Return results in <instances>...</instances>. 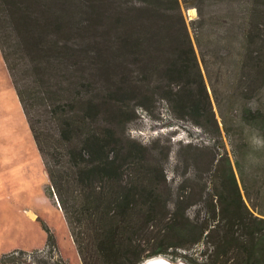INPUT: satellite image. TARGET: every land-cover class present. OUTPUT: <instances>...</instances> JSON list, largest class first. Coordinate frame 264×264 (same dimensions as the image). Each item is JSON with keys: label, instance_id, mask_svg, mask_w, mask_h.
<instances>
[{"label": "trees", "instance_id": "1", "mask_svg": "<svg viewBox=\"0 0 264 264\" xmlns=\"http://www.w3.org/2000/svg\"><path fill=\"white\" fill-rule=\"evenodd\" d=\"M222 1L226 21L219 22L206 0H182L198 9L193 40L180 0H0V50L43 158L49 196L83 264H143L200 244V257H180L264 264V105L256 103L264 85V0L237 3L239 31L228 20L236 0ZM223 65L237 96L221 91ZM58 66L70 78L66 85L50 80ZM98 71L108 83L103 96L95 91ZM157 96L176 118L229 142L231 155L223 146L212 158L214 178L204 181L200 171L199 189L173 192L162 165L169 150L153 163L126 135L137 106L149 108ZM43 105L58 139L42 131ZM197 157L190 165L208 164ZM45 229V248L56 247ZM8 256L3 263H16Z\"/></svg>", "mask_w": 264, "mask_h": 264}, {"label": "rangeland", "instance_id": "2", "mask_svg": "<svg viewBox=\"0 0 264 264\" xmlns=\"http://www.w3.org/2000/svg\"><path fill=\"white\" fill-rule=\"evenodd\" d=\"M180 1L183 16L194 40L191 23L198 19V9L186 8L182 0ZM239 1L241 0L234 1L232 6L234 10L237 7L234 18H228L236 31H239L238 25L242 23V19L239 18L242 11L237 5ZM206 2L211 3L206 11L218 13L214 15L220 16L219 22L226 21L221 17L222 14H219L225 11L224 1L206 0ZM192 10H195V13H192ZM219 22L211 27V30L216 31ZM233 39L236 45V35ZM196 51L199 56L197 47ZM235 52H237L236 48ZM212 60L216 63L214 56ZM218 62L223 63L221 55L218 57ZM59 67L58 70H54L57 74H52L50 80L55 84L66 85L70 82V78H61L62 69ZM219 67V64H215V74ZM202 68L205 74L204 67ZM87 71L90 76L91 68ZM230 72L229 67L227 66L226 71L223 65L222 72L219 70L217 74L223 85L221 91L227 93L224 97L237 96L236 93L234 94L235 88L231 85ZM29 78L32 81L33 78L31 76ZM94 78L95 91L103 96L108 83L99 71ZM205 78L208 82L206 74ZM262 89L257 94L260 96L256 101L259 105H264V85ZM253 102L250 100L249 105ZM148 107L137 106L136 118L128 123L126 135L145 146L151 154L153 163H159V160L164 159L163 153L169 150V157L162 162V165L172 191L177 192L182 185L195 186L199 189L196 185L200 180L198 176L200 171L205 178L202 180L211 181L214 178L211 161L215 154L224 146L231 155V148L224 133L220 138L214 137L209 132H204L199 127L176 118L166 100L159 96ZM40 109L43 113L41 118L47 120L43 124L45 128H42V131L45 135L58 139L57 121L50 112L49 105H43ZM214 110L219 118L215 103ZM44 112H46L45 116ZM252 139L250 135L248 142L252 143ZM253 143H255L254 139ZM188 144H191V147H188ZM194 155L200 157H197L198 162L203 161L208 164L205 167L197 163L190 165L191 157ZM49 186L50 180L42 156L0 50V264H83L63 211L49 196L47 190ZM194 211L195 208L190 210V214L193 215ZM45 226L54 234L56 247L45 248L48 237ZM204 248V244H200L189 251H179V255L172 253L164 258L174 264H188L189 259L183 257L187 255L198 258ZM5 254L12 255L5 260L15 257L16 263H3L2 256ZM180 254L183 257H180ZM232 261L233 259L229 263Z\"/></svg>", "mask_w": 264, "mask_h": 264}, {"label": "bare ground", "instance_id": "3", "mask_svg": "<svg viewBox=\"0 0 264 264\" xmlns=\"http://www.w3.org/2000/svg\"><path fill=\"white\" fill-rule=\"evenodd\" d=\"M192 13H195V10H192ZM143 264H174L167 259H165L163 256L152 258L144 262ZM183 264V263H180Z\"/></svg>", "mask_w": 264, "mask_h": 264}, {"label": "crops", "instance_id": "4", "mask_svg": "<svg viewBox=\"0 0 264 264\" xmlns=\"http://www.w3.org/2000/svg\"><path fill=\"white\" fill-rule=\"evenodd\" d=\"M43 159V158H42Z\"/></svg>", "mask_w": 264, "mask_h": 264}]
</instances>
